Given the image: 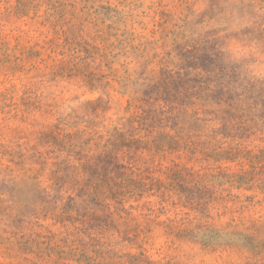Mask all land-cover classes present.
<instances>
[{"label": "rangeland", "instance_id": "rangeland-1", "mask_svg": "<svg viewBox=\"0 0 264 264\" xmlns=\"http://www.w3.org/2000/svg\"><path fill=\"white\" fill-rule=\"evenodd\" d=\"M160 69L211 120L137 150L123 124ZM114 127L126 168L95 197L82 164ZM0 264H264V0H0Z\"/></svg>", "mask_w": 264, "mask_h": 264}, {"label": "trees", "instance_id": "trees-1", "mask_svg": "<svg viewBox=\"0 0 264 264\" xmlns=\"http://www.w3.org/2000/svg\"><path fill=\"white\" fill-rule=\"evenodd\" d=\"M17 8L20 9L19 10L20 12L22 11L21 13H24L20 7ZM192 23L193 21L189 22L184 19L183 28H185L188 24H192ZM178 34H183V32H179ZM178 34L176 36L180 37ZM189 40H190L189 42L187 40L186 42H183V44L181 43L179 44L182 46L191 45L193 48L197 50L198 49L197 44L200 43L199 38L195 39L191 37ZM188 75L189 73L186 72H184L183 75L181 73L172 74L165 69L162 70L160 69V73H158V75L155 78H152L150 80V83H146V86H152V89H154L153 91L156 96H151L150 93H146L145 95L146 98L142 97L140 99V102L134 105L133 113L130 115V117H128L126 122H124L123 124V129L126 128L127 132H129L128 134H135L136 132L139 135V137L133 141L139 144L137 150L147 149L152 147L172 150L179 148L180 145H183L186 148H188L189 145L191 146L190 143L196 145L194 141H191V136L189 135V132L191 131V129H193V127H198L196 126L197 122L204 121V123H206L209 122L211 119L200 118L198 116L199 110L193 109L195 105H199L198 103H195L193 101L176 102L175 99L177 98L173 97V94H170L172 83H174V85H178V88L181 87L184 88L185 86L187 89L186 91L187 95L191 94L189 93L188 89L190 88L192 90L195 86L194 85L190 86L191 80L190 78L187 77ZM101 80L102 78L100 77L98 79L89 78V80L87 81H92L91 83L93 84L94 81H98V83H101ZM152 80H154L153 83H151ZM233 88H234L233 85L226 84L221 80L218 83L215 82V89L213 90L227 91ZM151 97L153 98V100H150ZM232 102L234 101H231L228 104L229 109L230 110L237 109L238 105H234ZM172 103H178V105L181 108H184L185 112L188 108H191L193 111L190 113L189 116L194 120L196 124L193 125L188 124V126L180 125L177 119L178 114H173L171 110L166 109V105ZM218 103H220V100L218 101ZM201 113H205V111L202 110ZM225 113H228V111L227 112L225 111ZM221 117H224V115ZM222 120L224 121L222 123V127L224 129L228 128V122H230L229 118L227 119L223 118ZM198 129L201 130L200 128ZM231 131L232 130H229V132ZM154 132H155V136L151 140H148L149 136ZM107 135L108 137L106 138L105 142L102 145H100L101 142L95 144L96 149L100 148V152H98L93 157H91L89 159L90 162L88 161L87 163L82 164L84 169L88 168L87 170H85V172H88V170H92V172H97L98 169H101L104 172V173H99L100 177H98L97 174L95 175L90 174L84 180H82V184L84 185L85 189L87 191H90L88 194H94L95 197H99V196L101 197L102 195L105 194L106 187H108V181L113 179V178H109L110 173L114 172L113 167L126 168L124 164L118 162V160L121 158L119 156V152L122 151V147L126 145L125 132L119 131L118 128L114 127L113 129L107 131ZM223 136L225 137L230 136L232 138L237 137L235 133L234 134L223 133ZM98 138L102 139L103 135L98 136ZM144 138L146 139L145 141V143H147L146 145H149L148 143L150 141L151 146L150 145L140 146ZM123 153H129V151L128 152L123 151ZM173 166H171L169 169L172 170ZM127 168L133 170L132 167L130 166H128ZM136 168L138 172H140L138 174H141L145 171L146 172L149 171L148 167H145L143 169L140 167H136ZM183 169L186 168L182 167L181 170ZM175 174L177 175L176 176L177 178L179 173L175 172L174 175ZM164 195H165V191H163L162 193V196ZM76 198L78 199V197L75 198L73 197L70 199L73 200ZM185 198L189 203H192L194 201L190 195H186ZM82 201H86V199L84 198L82 199Z\"/></svg>", "mask_w": 264, "mask_h": 264}]
</instances>
